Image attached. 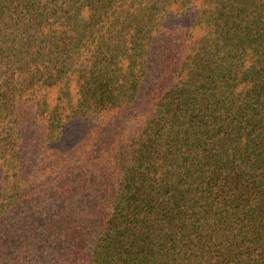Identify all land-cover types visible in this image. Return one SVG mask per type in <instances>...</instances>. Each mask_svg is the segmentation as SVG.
Instances as JSON below:
<instances>
[{
	"label": "trees",
	"instance_id": "obj_1",
	"mask_svg": "<svg viewBox=\"0 0 264 264\" xmlns=\"http://www.w3.org/2000/svg\"><path fill=\"white\" fill-rule=\"evenodd\" d=\"M0 264H264V0H0Z\"/></svg>",
	"mask_w": 264,
	"mask_h": 264
}]
</instances>
